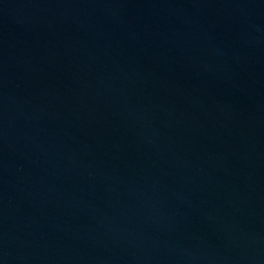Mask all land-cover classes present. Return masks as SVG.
Here are the masks:
<instances>
[{
	"label": "water",
	"instance_id": "obj_1",
	"mask_svg": "<svg viewBox=\"0 0 264 264\" xmlns=\"http://www.w3.org/2000/svg\"><path fill=\"white\" fill-rule=\"evenodd\" d=\"M0 264H264V0H0Z\"/></svg>",
	"mask_w": 264,
	"mask_h": 264
}]
</instances>
